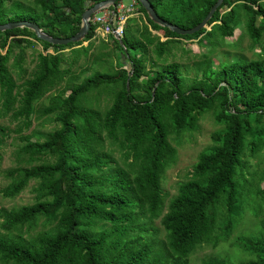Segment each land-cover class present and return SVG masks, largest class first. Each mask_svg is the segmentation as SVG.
I'll return each mask as SVG.
<instances>
[{
	"label": "trees",
	"instance_id": "1",
	"mask_svg": "<svg viewBox=\"0 0 264 264\" xmlns=\"http://www.w3.org/2000/svg\"><path fill=\"white\" fill-rule=\"evenodd\" d=\"M100 1L0 0V24L29 21L51 37L68 38L78 31L81 13ZM133 1L149 29L161 31L165 40L146 26L134 36L128 19L120 43L111 38L117 51L114 70L91 73L69 86L66 96L50 97L39 111L40 116L55 114L58 127L41 141L23 137L17 153L29 161L44 156L51 161L4 173L9 182L0 190L3 198L16 197L30 181L36 184L31 204L0 208V264H189L196 247L215 246L240 216L246 196L238 180L244 143L250 155L264 149V56L215 67L206 54L190 66L164 58L176 39L214 46L215 40L231 37L239 16L257 44L264 33V0H222L206 24L209 29L188 36L152 23ZM215 1L147 0L159 18L182 29L198 24ZM93 30L90 25L81 41L64 46L40 41L24 28L0 32V119L17 104L11 116L22 119L18 131L28 128L34 103L68 72L60 68L58 52L71 51L69 65L79 55L86 57ZM31 39L42 52L51 48L53 53L36 55L34 70L17 95L7 62L23 44L15 62L20 69L22 48ZM100 91L109 96L101 111L91 108L88 99ZM205 114L219 128L165 205L160 182L176 157L169 136L195 131ZM5 134L0 125V146ZM258 179L264 180V168ZM258 198L264 207V188ZM156 219L162 239L149 235ZM259 225L255 234L234 240L246 254L242 264H264V220ZM200 264L230 263L208 256Z\"/></svg>",
	"mask_w": 264,
	"mask_h": 264
},
{
	"label": "rangeland",
	"instance_id": "2",
	"mask_svg": "<svg viewBox=\"0 0 264 264\" xmlns=\"http://www.w3.org/2000/svg\"><path fill=\"white\" fill-rule=\"evenodd\" d=\"M123 4H127L129 0H121ZM25 3V2H24ZM8 7V5H6ZM130 20V21H129ZM126 24L134 36L142 26H149L145 22L144 16L139 13L137 16L129 18ZM209 27H206L208 30ZM150 30V29H149ZM151 31V30H150ZM153 35L159 37V41H164L161 31H151ZM31 44L22 48L20 69L15 66L18 59V53L21 47L14 48L9 56L7 68L15 82L16 94L20 95L21 85L24 80L29 78L34 70L36 55L38 53L52 54L53 50L48 48L42 52L41 46L30 40ZM92 47L89 49L88 55L83 57L79 55L76 62L70 64L72 54L69 49H63L58 52L61 55V69H67L68 72L64 79L55 87L51 88L40 100L34 103L33 113L30 116V125L28 128L20 129L22 119L14 120L11 116L16 109L14 104L13 111L9 112L4 118L0 119V125L6 128V134L0 146V190L9 182L5 176V171L19 167H29L40 164L42 162H50L49 157H39L29 161L26 156L18 155V149L22 145V138L29 135L31 141H41L45 134L56 129L58 124L55 122V114L40 116L39 111L48 104L50 97L56 96L63 92V96L68 94L67 88L72 84L79 83L83 78L89 76L93 72H111L115 68L117 51L111 37H95L92 40ZM176 43L170 45L169 55L164 58L165 62H178L190 66L192 63L199 61L201 55H205L212 61L213 67L219 63L231 62L237 58L247 60L256 59L258 56H264V33L260 36L257 44H252L246 32L244 31L243 17L239 16V24L234 29L232 36L224 38L222 42L215 40L214 46L209 45L204 40H185L176 39ZM88 42L81 45L86 46ZM3 51H1L2 53ZM159 64V62H156ZM128 67L125 66V69ZM150 65L146 63V69ZM191 75V71L189 72ZM90 107L93 109L103 110L109 103V96L104 91L92 93L88 96ZM219 126L214 123L211 114L203 115L197 129L191 133H182L180 135H170L169 142L174 147L176 157L175 162L165 170L161 178V190L165 195V205L175 195L177 184L186 181L192 165L196 161L197 155L203 149L211 144L210 134L217 130ZM246 143V142H245ZM241 152L240 159L242 167L238 174H241L239 184L243 193L246 194L242 212L236 218L230 227L226 237H219L215 246L202 244L195 248L190 254L189 264H200L201 260L208 256H216L224 259L230 264H242L247 259L243 253L235 245L234 240L238 237L253 235L260 230L259 222L264 220V207L261 204L258 193L264 188V180L259 181L258 177L264 168V149L254 155H250L245 147ZM113 157L118 165H122L118 153L114 152ZM34 181H30L25 189L14 198H3L0 194V208H12L21 205L31 204L34 201V193L32 188L35 186ZM40 230L36 227L32 232ZM151 238L162 239L163 230L156 219L148 227ZM220 230L216 228L215 235H219ZM153 235V236H152Z\"/></svg>",
	"mask_w": 264,
	"mask_h": 264
},
{
	"label": "water",
	"instance_id": "3",
	"mask_svg": "<svg viewBox=\"0 0 264 264\" xmlns=\"http://www.w3.org/2000/svg\"><path fill=\"white\" fill-rule=\"evenodd\" d=\"M118 0H103L100 1L94 5H92L89 8H86L80 15V27L78 31L72 35L71 37L68 38H56V37H51L44 32H42L39 27L32 22L29 21H14V22H7L4 24H0V32L5 31V30H11V29H16V28H24L29 30L36 39L46 42L50 45L54 46H64L67 44H73L81 41L83 37L87 34L89 28H90V17L96 13H98L102 8L105 7H113L114 3ZM139 6L144 10L147 18L157 26L161 28H166L170 32L178 35V36H188L192 35L202 28H206V24L214 11L220 6L222 3V0H216L215 3L210 7L209 11L207 14L201 19V21L196 24L194 27L189 28V29H182L177 26H174L172 24H169L159 18L154 10L152 9L151 5L147 2V0H136ZM118 43H120L119 39H116ZM123 52L125 53V50L123 49ZM125 86L127 89V81L125 82Z\"/></svg>",
	"mask_w": 264,
	"mask_h": 264
},
{
	"label": "built area",
	"instance_id": "4",
	"mask_svg": "<svg viewBox=\"0 0 264 264\" xmlns=\"http://www.w3.org/2000/svg\"><path fill=\"white\" fill-rule=\"evenodd\" d=\"M139 14L135 1L129 0L125 5L118 0L113 7L102 8L98 13L90 17V25H93V38L106 37L119 39L122 36L123 28L129 18Z\"/></svg>",
	"mask_w": 264,
	"mask_h": 264
}]
</instances>
